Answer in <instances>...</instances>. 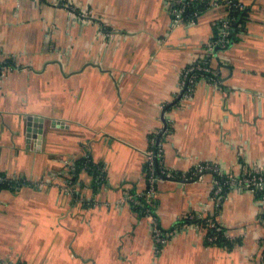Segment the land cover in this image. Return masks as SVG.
<instances>
[{"label":"crops","instance_id":"1","mask_svg":"<svg viewBox=\"0 0 264 264\" xmlns=\"http://www.w3.org/2000/svg\"><path fill=\"white\" fill-rule=\"evenodd\" d=\"M59 1L0 0V55L15 65L0 77V171L26 181L0 188V264H260L264 205L251 191L231 187L214 207L213 173L158 180L159 226L210 213L233 239L209 242L190 220L159 250L125 195L145 189L164 104L163 160L175 173L200 162L234 175L264 167V0H242L236 38L210 58L218 82L199 80L177 106L179 71L204 55L221 9L174 24L167 0H65L89 10L81 20ZM28 116L42 117L39 142ZM83 155L103 166L100 185L80 171L65 188L61 172Z\"/></svg>","mask_w":264,"mask_h":264},{"label":"built area","instance_id":"2","mask_svg":"<svg viewBox=\"0 0 264 264\" xmlns=\"http://www.w3.org/2000/svg\"><path fill=\"white\" fill-rule=\"evenodd\" d=\"M167 2L170 5L172 22L174 24L180 22L193 24L202 12L210 8L218 7L223 12V16L217 21L218 25L216 32L214 31L210 38L203 42L202 47H204V55L193 56V58L179 71L177 88L171 103V106H177L192 98L195 86L199 80H205L214 84L218 82L219 70L211 66L210 58L213 56L217 48L226 47L232 41L230 36L233 32V22L237 20L236 13L244 9V3L242 0H167ZM193 2L196 3L195 7L191 11H187ZM59 4L65 6L72 15L81 20H87L90 18L89 10L85 8L77 9L73 4L68 3L65 0L59 1ZM241 23L242 21L238 22L237 26H240ZM14 66L15 65L10 58L0 55V77H4L14 68ZM167 112L168 110L167 107L165 108V104L162 105V118L164 123L150 132V134L153 133L154 135L148 137L149 146L144 151L147 188L141 192L130 191L125 195L132 204H141L139 196L143 194L149 198L153 197L156 192L157 182L162 178L176 177L181 180H189L202 170L210 169L215 172L210 192V197L214 200V207L220 205L227 190L231 187L251 191L254 194L255 199L264 205V167L259 163L251 164L248 171L240 175L224 172L220 164L213 162H200L190 170L181 173H175L174 170L168 168L164 164L162 147V137L170 129V118ZM152 146H154V148ZM85 157L83 165L88 167L89 157L87 155H85ZM156 163L158 164L159 174L155 173L154 170ZM69 164L70 163L67 162V166H65L61 172V174L64 175L63 180L65 182V188H67L69 184V172L67 169ZM95 168L98 171L97 174L102 177L104 172L103 166L97 164ZM15 179H18V177H12L6 173H0V182H7L8 184L17 186V183L11 182V180ZM144 212L152 222V239L156 250H159V248L164 245L169 240L170 236L175 234L178 229L188 226L190 223L189 219L203 218L202 222L194 221L196 228L206 230L212 228V232L206 236V239L209 242H213L217 238L222 228V225L212 214L209 213L207 216H204L206 214H201L198 211H189L178 218L173 226L164 229L159 226L151 215V207H145ZM262 218L264 220V214ZM224 234L227 237H232L226 232H224ZM261 246L260 264H264V236L262 238Z\"/></svg>","mask_w":264,"mask_h":264},{"label":"trees","instance_id":"3","mask_svg":"<svg viewBox=\"0 0 264 264\" xmlns=\"http://www.w3.org/2000/svg\"><path fill=\"white\" fill-rule=\"evenodd\" d=\"M196 3L193 2L191 3V6L187 9V11H191L194 7H195ZM246 14V10L243 9L239 12L236 13V21L233 22V32L230 36L231 40H234L236 38V32L237 30H240L237 26V23L238 22H241L243 21V19L245 18ZM217 25H218V22L216 23V26H215V32L217 30ZM154 134L151 133L149 134V136H153ZM154 148V146H152ZM89 157L88 159V167L87 166H84L83 165V162L85 160V155L83 156H80L78 158L75 159V161L73 162L72 165L69 164V169H68V172L71 173V176L68 177L69 180H71V182H74V183H77L79 184V181L77 180V175L80 171H85L87 174L91 175L92 176V187L95 189L97 188L99 185H100V180L99 179H102V177H100L97 173V169L95 168V166L99 163L93 161L91 159V157L89 155H87ZM154 170H155V173H158L159 174V171H158V164L156 163L155 166H154ZM0 173H4V172H1ZM103 175H104V172H103ZM96 179H95V178ZM11 182H14V183H17V186L16 185H11V184H8L7 182H0V188H10L12 190H16L18 189L22 184H24L26 181L24 180V178H18V179H15V180H11ZM147 187L145 186V189ZM139 200L141 201V204L139 205H134V204H131L132 207L134 208L135 211H137L139 214H144V208L145 207H151L150 205L153 203V197H147L145 194L139 196ZM264 214V212H263ZM262 214V216H263ZM208 214L204 215V216H207ZM191 221H196V222H202L203 221V218H194V219H189ZM212 232V228H208L207 229V234H210ZM224 232H226L225 228L222 226L217 238L213 241V243H218V244H222V245H226L227 247H231L232 246V242H233V239L225 236Z\"/></svg>","mask_w":264,"mask_h":264},{"label":"water","instance_id":"4","mask_svg":"<svg viewBox=\"0 0 264 264\" xmlns=\"http://www.w3.org/2000/svg\"><path fill=\"white\" fill-rule=\"evenodd\" d=\"M34 118V120H36L34 122V124L36 123V126L32 127V125H34L33 123H31V120ZM28 129L29 131V135L33 136V138L35 137L36 140L39 142L40 138H41V134H42V117L40 116H28ZM213 173L215 174V172L213 170L210 169H206V170H202L201 172H199L195 177H193L192 179L189 180H195L198 176H200L203 173ZM168 179H173V180H181L179 178L176 177H168Z\"/></svg>","mask_w":264,"mask_h":264}]
</instances>
